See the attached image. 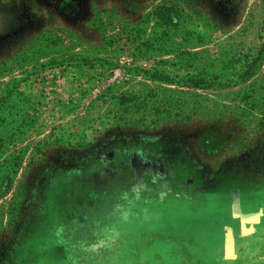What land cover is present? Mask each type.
<instances>
[{"label": "rangeland", "instance_id": "1", "mask_svg": "<svg viewBox=\"0 0 264 264\" xmlns=\"http://www.w3.org/2000/svg\"><path fill=\"white\" fill-rule=\"evenodd\" d=\"M244 202L264 0H0V264H254Z\"/></svg>", "mask_w": 264, "mask_h": 264}, {"label": "crops", "instance_id": "2", "mask_svg": "<svg viewBox=\"0 0 264 264\" xmlns=\"http://www.w3.org/2000/svg\"><path fill=\"white\" fill-rule=\"evenodd\" d=\"M236 209L238 210L236 212V217L234 218L236 223L238 222V224L240 223V225L238 227H235L238 233L242 232V224H248V223H258L259 221H262V218L264 215H262V212L260 211V207L258 206L256 209H251L249 208V205L247 204V202L244 203H240L236 206ZM229 214H234L232 213L231 210H229ZM231 217L233 218V216L231 215ZM232 226V225H231ZM235 226V225H233ZM260 228H262V226L259 225ZM239 228V229H238ZM241 228V229H240ZM257 228V227H256ZM256 228H250V229H246L245 230H249V232L252 233L253 238H250L249 241L245 242V255L247 254V260L249 262H253L254 264H258V258H257V254H259L262 257H264V230L262 229H256ZM241 230V231H240ZM258 237V238H256ZM242 246V245H240ZM233 249L235 250L234 247H231L230 250L232 251V256L236 257L234 259H237L239 256L238 252H234ZM238 249V248H237ZM236 251V250H235ZM238 254V255H237Z\"/></svg>", "mask_w": 264, "mask_h": 264}, {"label": "trees", "instance_id": "3", "mask_svg": "<svg viewBox=\"0 0 264 264\" xmlns=\"http://www.w3.org/2000/svg\"><path fill=\"white\" fill-rule=\"evenodd\" d=\"M174 14L172 13V11L169 9V8H167V12H166V16H167V18L170 20V21H172L173 19V16ZM250 72L251 71H245V77H247L249 74H250ZM154 78H159V79H167V76H162V75H159V74H156V73H154ZM191 85H193V86H197L198 84L199 85H201L202 83H201V81L200 80H193V79H189V81H188Z\"/></svg>", "mask_w": 264, "mask_h": 264}]
</instances>
